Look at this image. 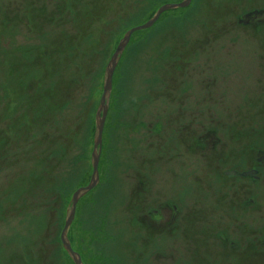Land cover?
<instances>
[{
	"label": "rangeland",
	"instance_id": "1",
	"mask_svg": "<svg viewBox=\"0 0 264 264\" xmlns=\"http://www.w3.org/2000/svg\"><path fill=\"white\" fill-rule=\"evenodd\" d=\"M181 1L0 0V264H74L60 234L92 175L105 67L128 30ZM236 2L192 0L131 36L112 78L98 183L67 234L82 264H264V245L254 251L263 260L223 262L190 241L189 221L215 229L224 200L264 235V167L255 184L226 175L250 170L237 151L264 152V24L238 23L264 0ZM91 46L95 65L82 62ZM43 116L47 127L32 132L28 120ZM229 127L244 136L234 141ZM161 204L173 218L164 230L148 213Z\"/></svg>",
	"mask_w": 264,
	"mask_h": 264
},
{
	"label": "flooded vegetation",
	"instance_id": "2",
	"mask_svg": "<svg viewBox=\"0 0 264 264\" xmlns=\"http://www.w3.org/2000/svg\"><path fill=\"white\" fill-rule=\"evenodd\" d=\"M242 20L245 21L247 25H251L252 27L258 24L263 25L264 24V9L248 11L247 13L243 14V17L239 19V22H241ZM204 141H205V138H204ZM212 148L214 149L215 146L213 145ZM249 152H250L249 158L251 159L250 160L246 159V162L249 161V164L251 166L250 170L241 172L238 170L240 169L238 168V166H234L236 171L234 170L232 172H226V175L229 178L231 176L233 177V180H238V181L247 180L253 184L258 182V180L260 179L259 175L261 173L260 169L264 167V152L261 150H255V151L253 150ZM254 156H255V160L253 159ZM217 161L219 162L220 159L219 160L217 159ZM243 177L245 179H243ZM215 202L219 204L218 202H220V199L217 198ZM216 203H214V205ZM226 203H227V200H224L223 209H222L223 214H224L222 217L225 219L224 220L215 219L218 226L214 225L216 226L215 229L209 227V231L207 232H204L203 228H200V224H194L191 229V232L193 233L191 238L198 239L199 235L197 233L199 232V230L202 229L201 232L206 233V235H204L202 238H199L205 241L204 244H202L201 246L203 248H207V250H210L212 253L218 254V256H220V254L225 255L223 258L216 259V260H248L249 256L254 254V251L258 252L259 248H256V247H260L264 245V235L262 234L263 231L260 232V235L262 237H256V236L254 237L252 233H256V230L252 232L249 228L247 229L246 227H244V220H245L244 217L241 214L237 215L236 213H233L234 206L226 205ZM207 208L209 210L210 206H208ZM191 209L197 210L194 206H192ZM168 211H169V208H167V204L166 206L164 204L163 205L161 204L158 208L152 209L148 213H149V216L154 215L153 216L154 219L160 220L162 222L161 227L163 229L164 228L163 223L167 222V219L169 222L173 223L172 217L168 215L169 218H167ZM193 212H189V214ZM171 216H174V215H171ZM232 222L235 224H231ZM178 229L181 231L182 229L181 226H178ZM178 234H177V237H181V234L179 235ZM241 237H242V240L240 241ZM209 244H211L212 247H207ZM252 260H263V258L255 255L254 258H252Z\"/></svg>",
	"mask_w": 264,
	"mask_h": 264
},
{
	"label": "water",
	"instance_id": "3",
	"mask_svg": "<svg viewBox=\"0 0 264 264\" xmlns=\"http://www.w3.org/2000/svg\"><path fill=\"white\" fill-rule=\"evenodd\" d=\"M192 0H183L180 3L176 4H165L161 6L154 16L149 19L145 24L132 28L128 30L123 38L119 41L114 53L112 54L108 64L105 67V73H104V81H103V92L100 99L99 108L96 113V120H95V135H94V141H93V152H92V175L90 178V182L86 187H81L77 189L70 201V206L67 210V214L65 217L64 226L62 229V232L60 234V242L62 244V247L64 251L68 254V256L71 258L74 264H82L81 258L79 254L73 251L70 242L68 240L67 234L69 231V228L74 220L76 207L79 202V200L84 197L87 193H89L91 190H93L97 183H98V161H99V155L101 150V142H102V133L104 129V123L105 118L107 114L108 109V98L110 91L112 89V78L114 71L116 69V66L120 60L121 55L123 54L124 50L126 49L131 36L138 31L146 30L151 28L159 19V17L167 11L174 10V9H185L187 8ZM243 24H246L245 21L242 22Z\"/></svg>",
	"mask_w": 264,
	"mask_h": 264
},
{
	"label": "trees",
	"instance_id": "4",
	"mask_svg": "<svg viewBox=\"0 0 264 264\" xmlns=\"http://www.w3.org/2000/svg\"><path fill=\"white\" fill-rule=\"evenodd\" d=\"M233 2H231V3H234L235 5H232V6H234V7H236V5H238V3L236 2V0H232ZM248 1H251V0H248ZM215 2L216 3H218V5H219V7H223V6H230L231 5V3H229V2H224V1H220V0H215ZM90 9H89V11L86 13V16L84 17L86 20L85 21H87V23H91L93 20L95 21V18H94V14H96V11H95V9H94V7H95V4L93 3V5H90ZM87 17V18H86ZM151 18V17H150ZM149 18V19H150ZM214 18H218V17H214ZM100 19V18H99ZM98 19V20H99ZM148 19V20H149ZM222 19H225V18H221V20ZM74 21V20H73ZM81 23H79L78 24V26H76V30L77 31H79L80 29L82 30V26L80 25ZM228 25H226V24H224L223 25V27H224V31L228 34V33H232V31H229L230 29H229V26L227 27ZM89 28V26H88V24H87V26H86V30ZM82 33L84 34V37L85 38H87L88 36H89V34L88 33H86V32H84V30H82ZM86 39H84V41H85ZM117 46V45H116ZM97 48H96V46L94 47V46H91L90 47V51L87 53V51H86V53H84V54H82V62L83 63H86V64H92V65H95V63H96V61H97ZM92 57H94V59H92ZM91 65V66H92ZM85 68H86V65H85ZM83 77V76H82ZM75 79H71L70 81H69V84H68V86H70V85H72L73 83H75ZM69 89H71V88H69ZM67 97H69V94H68V92L67 91H63V93H62V98H67ZM38 99L40 100L41 98H40V96L38 97ZM63 102V101H62ZM51 106V105H50ZM57 104L56 105H54V108L57 110ZM63 106L61 105V108H62ZM52 109V111H50V107H48L47 109V111H48V114L50 113V112H53L54 113V111H55V109ZM60 111V110H59ZM47 113V112H46ZM46 113H43L44 115H46ZM22 119H24V118H22ZM48 119L45 117V116H43V118L42 119H36V121H35V119H34V121H32V120H28V123H27V126H28V128H30L31 129V131L33 132V131H35V130H37V131H39V130H41V129H43L42 127H44V126H46L47 125V123H48ZM232 126H234V125H232ZM47 127V126H46ZM45 127V128H46ZM47 130V129H46ZM229 133H231V135H232V137H233V140L234 141H236V139H238L239 137H243L244 136V134H242V131H236L235 130V128L234 127H229ZM230 135V134H229ZM243 149H245L246 150V148H243ZM239 150V151H237V153H238V156H239V159L240 158H243L244 157V155H246V153H247V159H250L249 158V151H255V148L254 147H252V148H249V150ZM57 153V152H56ZM55 153V154H56ZM215 153V152H214ZM215 156H216V154L214 155V161H212V162H210L209 164L211 165V164H213V165H215V164H217V163H215ZM209 161H210V159H209ZM217 167V166H216ZM257 183V182H256ZM252 203V202H251ZM199 212V211H198ZM196 213V212H195ZM194 214L192 213L191 214V216H193ZM189 224H191V229H192V227H193V225H194V223H191L190 221H189ZM206 224L207 225H209L210 226V221L208 220V221H206ZM201 225V224H200ZM202 226H203V230H204V232H207V231H209V230H207V228H208V226H206V225H204V224H202ZM211 227V226H210ZM212 227H214V228H216V226H212ZM191 242H192V244H193V246H199V244H200V242H201V244H204V242H202L203 240H201V239H194V238H191V240H190ZM70 242V241H69ZM70 245H71V243H70ZM71 247H72V245H71ZM72 249H73V247H72ZM73 251L74 252H76L74 249H73ZM77 254H79L78 252H76ZM232 253V252H231ZM224 261H227V260H223V262ZM230 261H241V260H230Z\"/></svg>",
	"mask_w": 264,
	"mask_h": 264
},
{
	"label": "bare ground",
	"instance_id": "5",
	"mask_svg": "<svg viewBox=\"0 0 264 264\" xmlns=\"http://www.w3.org/2000/svg\"><path fill=\"white\" fill-rule=\"evenodd\" d=\"M209 227H210V226H208L207 230H209Z\"/></svg>",
	"mask_w": 264,
	"mask_h": 264
}]
</instances>
